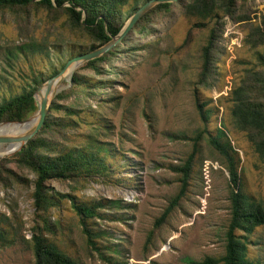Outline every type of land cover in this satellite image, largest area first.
<instances>
[{"label": "rangeland", "instance_id": "rangeland-1", "mask_svg": "<svg viewBox=\"0 0 264 264\" xmlns=\"http://www.w3.org/2000/svg\"><path fill=\"white\" fill-rule=\"evenodd\" d=\"M171 4V11L152 21L145 32H132L133 24L121 38L126 39L122 48L101 63L99 75L83 69L85 63L73 71L94 84L100 95L72 91L59 101L63 109L56 113L59 119H68L70 127L62 134L42 136L49 142L43 153L53 156L51 148L81 146L86 136L97 133L105 171L76 184L57 180L45 184L50 194L69 195L76 204H100L94 218H80L69 200L59 199L45 229L33 213L35 174L16 163V153L4 157L6 167L26 181L7 189L0 184V224L14 232V243L0 248V264H33L26 241L36 226L79 264H198L220 258L230 217V185L226 158L209 145L208 135L218 137L236 161L243 194L263 203L264 165L231 117V91L250 84L253 73L264 70L257 61L258 54H264V39L260 43L256 32L263 0L236 6L234 18L248 21L223 18L214 64L203 86L197 83L201 52L214 21L206 28H192L194 21L182 15L177 3ZM128 20H122L124 25ZM28 43L41 51L33 57L34 51H18ZM90 45L89 36L72 27L62 10L0 9V100L21 93L32 77L30 65L34 75L47 78ZM72 75L61 82L59 93L71 86ZM196 106L206 112V122ZM64 108L75 113L68 115ZM200 133L184 195L159 221L180 191V169ZM6 146L0 144V151ZM83 227L90 231L91 244ZM245 246L249 261L264 264V225L247 235Z\"/></svg>", "mask_w": 264, "mask_h": 264}, {"label": "trees", "instance_id": "trees-1", "mask_svg": "<svg viewBox=\"0 0 264 264\" xmlns=\"http://www.w3.org/2000/svg\"><path fill=\"white\" fill-rule=\"evenodd\" d=\"M150 0H0V9H22L28 7H41L49 11L62 10L68 17L72 27L84 30L91 40V45L87 51L79 55L86 54L97 49L110 41L112 37L118 35L124 26L122 20L129 19L137 12L145 2ZM253 0H177L175 3L181 8L184 17L192 19L194 23L192 28H206L208 23L214 21L210 29L206 44L202 48V65L198 79L199 85H205L208 81V74L214 64V46L222 27L224 17L234 19V21L249 20L248 17L234 18L236 6L246 4ZM264 3V0H263ZM173 4H157L147 10L134 24L132 32L143 33L152 21L166 15L171 11ZM130 30V31H131ZM128 32V31H127ZM126 32V33H127ZM258 41L264 39V10L260 24L256 27ZM122 39L119 43L109 49L100 57L90 60L83 66V69L91 70L95 75L100 74L101 63L108 62L114 53L122 48ZM34 51L33 57L40 48L32 43L24 44L18 48V51ZM257 61L264 67V54H258ZM67 62V61H66ZM66 62L57 70L51 71L47 78L34 75L33 66L30 65L29 72L31 78H27L20 94L2 98L0 100V123L21 122L29 118L36 111V103L33 95L38 88L49 78L56 75L66 64ZM71 86L61 93L57 94L48 110V114L43 122L41 129L36 136L30 139L25 146L13 158L16 163L23 168L30 170L35 174L32 192V206L35 217L48 228V214L51 209L57 206L59 199L70 201L73 212L84 219H92L96 216L95 209L100 208V204L87 206L85 204H76L74 198L58 192L49 193L46 183L50 180L66 181L77 183L79 180L86 179L105 171L102 164V158L98 156L99 151L104 148L99 141H96V134L88 135L81 146L64 147L54 152L53 156L44 154V150L49 142L43 138V135L62 134L70 127L68 119H59L56 113L62 106L59 101L66 98L72 91L92 90L90 95H100L94 91L95 85L86 80V78L77 73L73 74ZM241 87L231 91L232 103L231 117L236 130L244 132L248 142L251 144L254 152L264 165V70L253 73V78ZM201 119L206 122L207 114L202 112L201 106H196ZM68 115L75 113L71 108H64ZM206 132V128L204 130ZM203 132V133H204ZM64 133V132H63ZM201 134L194 138L193 150L188 156L185 164L180 169L182 173L181 188L178 194L170 201L169 206L161 214L159 221L167 218L171 210L177 205L179 199L184 195L186 181L195 153L197 152V143L201 139ZM221 134V133H220ZM208 135V143L220 155H223L227 161V171L229 175V201L230 217L225 232L224 254L218 259L205 258L198 264H255L246 258L245 239L247 235L259 226L264 225V200L263 203L247 198L242 190L240 179L237 172L236 161L218 139ZM6 158L0 159V184L4 189L10 187L13 183L24 184L25 179L6 167ZM82 232L89 240L90 231L84 227ZM242 233V235H237ZM29 243L34 262L33 264H79L77 261L69 258L55 244L44 237L36 226L32 228ZM14 243V232H10L0 224V248L9 247ZM189 264H197L188 262ZM109 264H127L126 262H110Z\"/></svg>", "mask_w": 264, "mask_h": 264}, {"label": "water", "instance_id": "water-1", "mask_svg": "<svg viewBox=\"0 0 264 264\" xmlns=\"http://www.w3.org/2000/svg\"><path fill=\"white\" fill-rule=\"evenodd\" d=\"M176 1L177 0H150L145 2V4L129 18L128 23L122 27L118 35L112 37L108 43L86 54H82L68 60L64 67L56 75L46 80L33 95V99L36 103V111L34 112V114L21 122L0 123V125L16 124L20 126H27L29 123H32V125L27 127L20 134L0 135V144L7 145L3 151H0V158H4L19 152L30 139L36 136L48 114L51 102L53 101L55 96L62 90V88L60 87L61 82L67 81L77 67L84 63H87L90 60L100 57L114 44L119 42L129 30V28L147 10L157 4H171L175 3ZM14 144H16V146L12 147V145Z\"/></svg>", "mask_w": 264, "mask_h": 264}, {"label": "bare ground", "instance_id": "bare-ground-1", "mask_svg": "<svg viewBox=\"0 0 264 264\" xmlns=\"http://www.w3.org/2000/svg\"><path fill=\"white\" fill-rule=\"evenodd\" d=\"M30 125H32V123H29L27 126H20L16 124L0 125V135L2 133H9V132H13V133L19 132L18 134H20ZM15 146L16 144L12 145V147H15Z\"/></svg>", "mask_w": 264, "mask_h": 264}]
</instances>
